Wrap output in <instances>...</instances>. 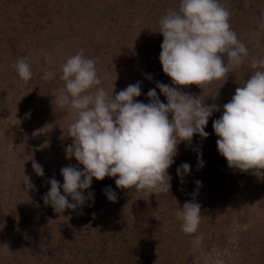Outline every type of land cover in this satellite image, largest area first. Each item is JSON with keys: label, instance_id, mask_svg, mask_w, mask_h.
<instances>
[{"label": "rangeland", "instance_id": "374dc122", "mask_svg": "<svg viewBox=\"0 0 264 264\" xmlns=\"http://www.w3.org/2000/svg\"><path fill=\"white\" fill-rule=\"evenodd\" d=\"M233 1L235 5L220 3L231 7V27L249 56L224 80L181 89L201 95L208 106L230 101L252 74L251 60L264 58V21L259 20L264 0ZM179 2L0 0V264H193L199 252L192 250V236L181 231L176 216L193 194L204 216L199 227L203 251L227 250L225 264H264V179L229 168L219 154L212 122L222 108L209 118L206 139L194 135L190 145H178L168 169L170 192L148 197L118 188V177H105L93 178L84 194L91 192L94 200L82 209L59 214L42 199L50 189L48 180L63 184L62 167L83 168L65 151L72 143L68 129L73 117L52 97L64 83L59 79L61 65L83 50L85 57L96 60L98 75L104 77L100 86L108 93L120 90L121 84L140 82V97L147 103V92L157 82L172 86L159 60L161 46H153L158 40L154 35L163 38L155 33L158 21L167 10L178 9ZM240 7L248 8L250 15H240ZM248 28L253 36L246 33ZM120 53L130 58L124 60ZM45 54L51 56L49 63ZM22 57L29 58L33 71L27 82L15 70ZM45 70L55 72V78L42 79ZM32 158L43 167V177L34 172ZM182 163L191 166L183 183L176 172ZM24 174L34 190H25ZM195 181L202 183L198 190ZM107 188L117 193L116 202L107 199Z\"/></svg>", "mask_w": 264, "mask_h": 264}, {"label": "clouds", "instance_id": "9594fccd", "mask_svg": "<svg viewBox=\"0 0 264 264\" xmlns=\"http://www.w3.org/2000/svg\"><path fill=\"white\" fill-rule=\"evenodd\" d=\"M229 19L230 12L220 0H180L178 9L167 10L158 21L156 33L163 36L159 60L172 86L157 82L156 88L147 92V103L137 99L142 94L140 82L109 94L100 86L104 77L98 75L96 60L85 57L83 50L66 59L59 77L63 86L55 89L52 97L73 117L68 129L72 143L65 151L83 168L62 167V185L55 178L47 181L50 189L42 197L46 206L59 214L82 209L87 201L94 200L91 192L84 194L93 178L118 177V188L140 191L148 197L170 192L168 169L178 155V145H190L194 135L206 139L209 118L219 110L202 102L201 95L181 89L224 80L249 56ZM50 61L51 56L45 54V63ZM250 63L254 71L223 105L222 115L213 120L212 127L218 137L217 150L228 167L264 179V58H253ZM15 70L25 82L33 76L28 57L18 58ZM55 75L45 70L41 78L47 81ZM201 157L198 153L200 168L204 167ZM32 168L37 176H44L43 167L34 158ZM190 171L188 163L177 167L181 183ZM23 184L26 191L35 189L28 175L24 174ZM195 184L197 190L202 186L200 181ZM105 195L116 202L117 193L111 188L105 189ZM176 216L181 231L192 236V250L199 252L193 264H225L227 250L202 249L204 235L199 227L204 216L195 194L177 209Z\"/></svg>", "mask_w": 264, "mask_h": 264}, {"label": "trees", "instance_id": "16d2710c", "mask_svg": "<svg viewBox=\"0 0 264 264\" xmlns=\"http://www.w3.org/2000/svg\"><path fill=\"white\" fill-rule=\"evenodd\" d=\"M224 2H226V4H228V5H235V2L233 1V0H224ZM228 11L230 12V19H229V23H230V25L232 26V23L234 24V21H232V18H233V11H232V9H231V7L228 9ZM129 12V11H128ZM128 12H126V13H124V15H126L127 16V18H129L128 17ZM239 13H240V15H244V16H249L250 15V13H249V9L248 8H243V7H240V11H239ZM259 20H261V21H264V14H261V17H260V19ZM124 22L125 21H123L122 22V24H123V26H124ZM142 29V28H141ZM233 30H234V28H233ZM159 31V28L157 29V31L156 32H158ZM155 32V33H156ZM246 33H248V35H250V36H253V33H252V31L248 28L247 29V31H246ZM127 36V35H126ZM156 38H158V40H157V42H156V44L153 46V47H155V48H158L159 46H161V44H162V41H163V38L162 37H160V36H158V35H154ZM254 37H255V35H254ZM248 39H251V37H247ZM126 43L124 42L123 43V45H125ZM122 50H123V52H125L124 51V47H122ZM116 51V50H115ZM151 51H153V49L151 50ZM113 55H116L115 53H112ZM151 54H152V52H151ZM120 55L121 56H124L123 57V59L124 60H127L128 58H130V55H129V53H120ZM126 56L128 57V58H126ZM251 60V59H250ZM132 62H134V61H132ZM127 66V65H126ZM128 67H131V66H128ZM254 70V69H253ZM253 70H252V72H253ZM239 82V84H241V82L240 81H238ZM130 83H128V84H121V89L120 90H115L114 91V94L115 93H118L119 91H121V90H123V89H125L128 85H129ZM123 86H126L125 88H123ZM109 91V93L111 94L112 93V91L109 89L108 90ZM158 94V96L160 97V95H159V93H157ZM138 100H140V101H143V97H138L137 98ZM160 99H161V97H160ZM162 100V99H161ZM227 102H229L228 101V99H226L225 100V102L223 103V104H226ZM216 107H218V108H222L223 109V105H219V104H216L215 105ZM215 112H218V111H215ZM41 255V254H40Z\"/></svg>", "mask_w": 264, "mask_h": 264}]
</instances>
